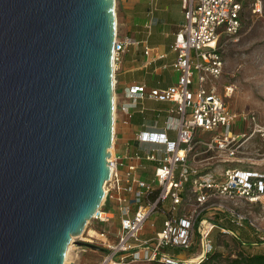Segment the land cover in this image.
Masks as SVG:
<instances>
[{
  "label": "water",
  "instance_id": "1",
  "mask_svg": "<svg viewBox=\"0 0 264 264\" xmlns=\"http://www.w3.org/2000/svg\"><path fill=\"white\" fill-rule=\"evenodd\" d=\"M115 0H0V264H63L104 199Z\"/></svg>",
  "mask_w": 264,
  "mask_h": 264
},
{
  "label": "built area",
  "instance_id": "2",
  "mask_svg": "<svg viewBox=\"0 0 264 264\" xmlns=\"http://www.w3.org/2000/svg\"><path fill=\"white\" fill-rule=\"evenodd\" d=\"M182 4L184 21L172 45L177 54L172 65L177 72V81L166 88L147 89L144 85L131 84L126 89L127 96L133 102L145 96L172 102L174 107L170 108V112L176 116L169 117L167 128L174 129L176 137L171 140L165 132L137 133L139 141L164 145V156L159 160L152 181L138 176L133 162L119 171L123 163L118 157H112L109 148L110 156L107 160L110 177L103 186V202L92 218L106 222L112 217L104 211L102 205L108 198L115 197L112 190H117L120 225L114 241L108 238L104 230H93L97 233L87 239L105 248L106 253L98 264H127L131 261L178 264L183 260L166 251V248H190L196 232L201 242V257H204L212 248L209 233L215 225L207 222L208 226L195 228V221L204 206L213 197L241 198L249 203L264 197V168L227 167L217 174L202 172L190 164L196 146L234 158L244 137H251L258 132L264 141V127L252 115L243 117L249 130L244 126L243 131H236V127L240 126L237 113L227 103V99L234 93L235 85L221 84V89L216 85L224 68L217 39L222 34H238L243 0H182ZM251 10L254 13L261 12L258 0L252 3ZM132 42L128 37L121 41L115 37L113 62L119 58L125 46ZM198 130L211 135L208 139L200 138L196 133ZM148 158L155 157L151 154ZM186 187L191 192L188 209L182 206L186 202L183 198ZM155 189L156 197L144 203L145 198ZM167 199H170L172 214L163 221L162 228L152 238L142 240L139 233L144 223ZM234 220L241 224L239 217ZM67 264L80 263L70 259Z\"/></svg>",
  "mask_w": 264,
  "mask_h": 264
},
{
  "label": "rangeland",
  "instance_id": "3",
  "mask_svg": "<svg viewBox=\"0 0 264 264\" xmlns=\"http://www.w3.org/2000/svg\"><path fill=\"white\" fill-rule=\"evenodd\" d=\"M255 1L243 0L242 22L238 34L236 36L222 34L217 39V45L224 60V68L223 75L216 81V85L219 89H221V84L232 83L235 85L234 93L227 99V103L232 111L237 113L240 126L236 127V131L244 130V115H252L254 120L264 127V0H258L261 6L260 13H254L251 10L252 3ZM248 126H245V129ZM196 133L198 137L203 139H208L211 135L200 132V130ZM190 162L202 172L210 171L217 174L222 173L227 167L264 168V141L258 132L251 137H244L234 158H227L223 153L212 150L205 151L202 146H196L191 154ZM186 189L189 190L188 187ZM186 192H184L186 198H191L190 190ZM167 203L166 200L162 208L165 212L156 210L150 215L139 236L154 233L161 229L162 221L168 215ZM182 206L184 209H188L189 202H184ZM199 216L195 221V228L197 226L204 228L208 226L207 222L215 224L212 229V237H217L218 246L216 249L222 253L223 257L235 255L240 249L239 238L251 242L250 251L264 252V197L254 203L246 202L241 198L213 197L204 206ZM237 217L241 221L247 220L248 223H244L243 226L237 224L234 220ZM228 227L234 230H230ZM92 230L98 232L101 230L109 231V234L112 235V232L116 231V227L110 228L106 222L91 218L82 234L74 237V240L89 242L87 239L95 233ZM92 244L97 245L96 243ZM193 246L199 248L198 252L183 256V260L186 261L182 263L195 264L202 260L203 257L198 260H190L199 255L201 250L199 235L196 233L191 247ZM102 249L80 247L73 243L68 260H75L80 264H98L106 253L105 248ZM191 250L187 249L183 252L190 253ZM127 264L163 263L157 261H131Z\"/></svg>",
  "mask_w": 264,
  "mask_h": 264
},
{
  "label": "crops",
  "instance_id": "4",
  "mask_svg": "<svg viewBox=\"0 0 264 264\" xmlns=\"http://www.w3.org/2000/svg\"><path fill=\"white\" fill-rule=\"evenodd\" d=\"M114 11L117 40L121 41L128 37L133 42L127 44L119 54V58L114 61L115 109L111 155L118 157L123 163L119 171H123L126 164L133 162L136 164V174L147 181H152L159 160L164 156V145L139 141L137 133L139 131L165 132L169 139L174 140L175 130L167 128L169 117L176 116L175 113L170 112L174 104L148 96L133 102L127 96L126 89L131 84L144 85L147 89L166 88L177 81V72L172 66L177 54L172 45L184 21L183 4L182 0H115ZM151 154L156 159L148 158ZM112 191L115 197L108 198L102 208L112 215L106 223L110 228L116 227V231L112 232V235L109 231L106 232L108 238L114 241L119 230L120 211L118 210L119 202L116 199L117 190ZM186 191L189 190L186 189ZM156 192V189L151 192L144 203L154 199ZM183 198L188 202L189 198H186L185 193ZM165 201L157 210L164 211L162 208ZM167 201L168 215L163 221L172 214L170 199ZM155 232L142 234L139 237L142 240L150 239ZM183 250L187 249H180V253L175 254L181 260L183 256L197 253L199 248L194 247V251L190 253H185ZM201 252L200 250V254Z\"/></svg>",
  "mask_w": 264,
  "mask_h": 264
},
{
  "label": "trees",
  "instance_id": "5",
  "mask_svg": "<svg viewBox=\"0 0 264 264\" xmlns=\"http://www.w3.org/2000/svg\"><path fill=\"white\" fill-rule=\"evenodd\" d=\"M155 194H157V192ZM244 223H248V221L242 220L240 225L243 226ZM230 227H228V229L234 230L233 228H230ZM212 229L209 233V239L211 241L212 248L210 249L209 252H207L204 255L203 259L200 262L195 263V264H264V252L250 251L249 248H250L251 242L247 239L243 240L242 238H239L238 240L240 249L235 253V255L232 257L231 256L223 257L222 253L217 251L216 249L218 246V240H217V237L215 238L212 237ZM191 249H192L191 251H194L193 250L194 246L191 247ZM166 251L168 252L170 251V253H174L175 255V254L180 253V248H169L168 247L166 248ZM178 264H191V263L180 262Z\"/></svg>",
  "mask_w": 264,
  "mask_h": 264
},
{
  "label": "bare ground",
  "instance_id": "6",
  "mask_svg": "<svg viewBox=\"0 0 264 264\" xmlns=\"http://www.w3.org/2000/svg\"><path fill=\"white\" fill-rule=\"evenodd\" d=\"M111 149V148H110ZM95 232V231H94ZM95 233H97V232H95ZM73 241V240H72ZM70 242V244H69V246H68V248H67V252H66V256H65V261H64V263L63 264H67L68 263V255H69V251H70V248L72 247V245H73V242ZM201 254H199V255H197L196 257H193L192 259H190V260H198V259H200L201 258ZM68 260V261H67ZM188 260V259H187Z\"/></svg>",
  "mask_w": 264,
  "mask_h": 264
}]
</instances>
